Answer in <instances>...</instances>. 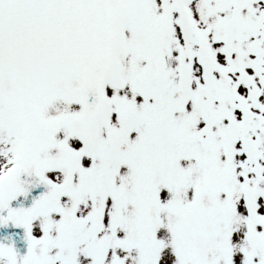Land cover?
Listing matches in <instances>:
<instances>
[{"label":"snow or ice","instance_id":"obj_1","mask_svg":"<svg viewBox=\"0 0 264 264\" xmlns=\"http://www.w3.org/2000/svg\"><path fill=\"white\" fill-rule=\"evenodd\" d=\"M0 264H264V0H0Z\"/></svg>","mask_w":264,"mask_h":264}]
</instances>
